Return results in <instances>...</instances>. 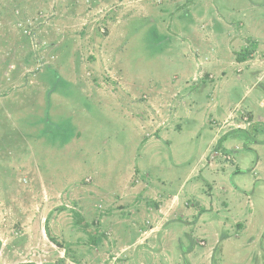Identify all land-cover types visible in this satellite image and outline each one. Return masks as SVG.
I'll return each mask as SVG.
<instances>
[{"label": "rangeland", "instance_id": "obj_1", "mask_svg": "<svg viewBox=\"0 0 264 264\" xmlns=\"http://www.w3.org/2000/svg\"><path fill=\"white\" fill-rule=\"evenodd\" d=\"M254 49L264 0H0V264H264Z\"/></svg>", "mask_w": 264, "mask_h": 264}, {"label": "crops", "instance_id": "obj_2", "mask_svg": "<svg viewBox=\"0 0 264 264\" xmlns=\"http://www.w3.org/2000/svg\"><path fill=\"white\" fill-rule=\"evenodd\" d=\"M247 54L248 55L246 56V58H244L245 60L243 62L247 63V65H248L247 69H249V70L252 71L251 74H258L259 72H261L264 69V67H263L264 66V51H257V50L254 49V50L249 51ZM254 67H258V71H259L258 73H257V71H255ZM214 139L215 138L213 137L212 140H211V142H210V146H213ZM207 150H208V148H207ZM225 154H226V151L223 150V148H221V150H217L216 149L215 151H213L211 153V155H210L211 158H209V160L207 162V164H208L207 170H219V172L223 174L224 173L223 172L224 167L219 162V159L216 158V157L221 156L222 158H224V155ZM205 157H207L206 156V153L202 154L200 156V158L198 159V162L197 163H199V161L201 162V160L205 159ZM195 169H196V166L190 172L192 173V171H195ZM143 187H148V185L145 183V184H143ZM246 194H251V193L248 192ZM156 207L159 209L158 211H159V214L160 215L162 213H165V212H163L164 210H160V208H161L160 205H157ZM158 218L159 219H162V218H160V216ZM157 222H158V220H157ZM159 222H160V220H159ZM157 225L159 226V223ZM236 225H238V226L242 225L243 226V224H241V223H237ZM149 226H150L149 230L142 231L141 233H146L148 231H150V233H153L155 230H157V227H158V226L152 227L150 224H149Z\"/></svg>", "mask_w": 264, "mask_h": 264}, {"label": "trees", "instance_id": "obj_3", "mask_svg": "<svg viewBox=\"0 0 264 264\" xmlns=\"http://www.w3.org/2000/svg\"><path fill=\"white\" fill-rule=\"evenodd\" d=\"M54 242H55V241H54ZM55 243H57V245L61 246L59 242L56 241ZM29 264H31V263H29Z\"/></svg>", "mask_w": 264, "mask_h": 264}, {"label": "flooded vegetation", "instance_id": "obj_4", "mask_svg": "<svg viewBox=\"0 0 264 264\" xmlns=\"http://www.w3.org/2000/svg\"><path fill=\"white\" fill-rule=\"evenodd\" d=\"M58 264V263H57ZM60 264V263H59Z\"/></svg>", "mask_w": 264, "mask_h": 264}]
</instances>
